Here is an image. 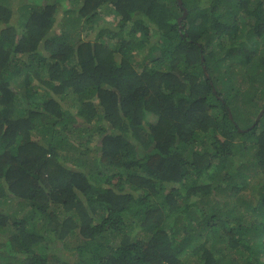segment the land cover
Returning <instances> with one entry per match:
<instances>
[{
  "label": "trees",
  "instance_id": "16d2710c",
  "mask_svg": "<svg viewBox=\"0 0 264 264\" xmlns=\"http://www.w3.org/2000/svg\"><path fill=\"white\" fill-rule=\"evenodd\" d=\"M182 6L0 0V264H264V0Z\"/></svg>",
  "mask_w": 264,
  "mask_h": 264
},
{
  "label": "rangeland",
  "instance_id": "374dc122",
  "mask_svg": "<svg viewBox=\"0 0 264 264\" xmlns=\"http://www.w3.org/2000/svg\"><path fill=\"white\" fill-rule=\"evenodd\" d=\"M63 7L65 8V4L63 5ZM109 9H107V11H108ZM105 11H106V8L105 9H103V12L105 13ZM103 13V14H104ZM94 36H93V38H91V41L93 40L94 41ZM257 91V90H256ZM257 92H259V91H257ZM239 98L240 99H243V98H245V97H243L242 95H240L239 96ZM248 104L249 105H252V104H254V103H252V101L249 99L248 100ZM262 111L264 110V108L263 109H261ZM261 110L259 111V112H261ZM259 112H258V114H259ZM257 114V115H258ZM262 114H264V111H263V113ZM257 115H256V117H257ZM245 116V112L243 111L242 112V115L241 114H239V118H242V117H244ZM255 115H253V117H254ZM261 117H262V115H261ZM239 123H240V121H239ZM242 139H236L235 140V144H241L242 143ZM68 155V154H67ZM70 155H75V154H73V153H70ZM211 198H213V197H211ZM208 207H210V205H207L206 206V208H205V211H207V209H208ZM47 237H49L50 238V236L49 235H47ZM69 242L71 243V244H74L75 242H76V240L75 239H72V240H69ZM63 244H65L64 243V241H59V247L61 248V252H62V257H65V258H70V257H73V255H74V250H71V246H69V248L70 249H67V250H65V249H63ZM65 245H67V244H65Z\"/></svg>",
  "mask_w": 264,
  "mask_h": 264
},
{
  "label": "water",
  "instance_id": "95a60500",
  "mask_svg": "<svg viewBox=\"0 0 264 264\" xmlns=\"http://www.w3.org/2000/svg\"><path fill=\"white\" fill-rule=\"evenodd\" d=\"M176 1H177V4L180 6V8L183 10V12H182V16H181V17L179 18V20H178V23H180L183 19L186 18L187 11L183 8V6H182V1H181V0H176ZM180 28H181V27H180ZM204 73H205V76L208 78L206 72H204ZM263 111H264V110H263ZM263 111L261 110V112H259V114L257 115V117H256V119H255V123L260 119V117H261Z\"/></svg>",
  "mask_w": 264,
  "mask_h": 264
},
{
  "label": "clouds",
  "instance_id": "9594fccd",
  "mask_svg": "<svg viewBox=\"0 0 264 264\" xmlns=\"http://www.w3.org/2000/svg\"><path fill=\"white\" fill-rule=\"evenodd\" d=\"M181 1H182V0H181ZM183 8H184V7H183ZM182 12H183V11H182ZM181 16H182V15H181ZM186 17H187V15H186ZM214 91H215V90H214ZM230 116H231V114H230ZM255 119H256V118H255ZM254 124H255V122H254ZM254 124H253V125H254ZM238 131L240 132V131H242V130H238Z\"/></svg>",
  "mask_w": 264,
  "mask_h": 264
}]
</instances>
